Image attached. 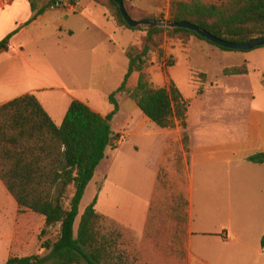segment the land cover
<instances>
[{
    "label": "crops",
    "instance_id": "crops-1",
    "mask_svg": "<svg viewBox=\"0 0 264 264\" xmlns=\"http://www.w3.org/2000/svg\"><path fill=\"white\" fill-rule=\"evenodd\" d=\"M127 1L134 12L163 16L166 21L172 11L173 0ZM60 3L53 4L30 23L34 13L29 0H0V43L16 32L9 41V49L0 52V90L7 93L24 90L6 100L0 99V106L25 94H34L57 127L62 126L74 100L85 103L103 117L112 111V105L111 110H98L85 95L93 96L98 91V82L110 83L115 76L117 89L122 85L129 67L125 49L144 35L132 30L122 31L114 24L108 10L91 0ZM96 7L105 10L102 22L95 19ZM105 23L112 24L114 32L107 33ZM120 37H130L131 41L127 45L120 41ZM176 43L198 47L213 55L220 64L213 72L215 81L210 83L211 73L206 69L190 70L189 84L198 86L192 97L181 92L189 103L186 128L176 120L174 129H160L145 116L140 118L133 135L162 138L158 162L134 197L119 198L118 202L131 204L127 217L107 212L104 197L110 174L102 189L97 191L96 209L120 225L142 234L154 203L168 202L164 196L158 199L161 180L167 182V175L176 176L183 186L186 200L185 239L179 248V257L168 258L161 253L156 258L159 264H264V164L250 161L252 156L264 153V108L257 105L256 100L250 104L234 100L230 103H234L236 109L229 122L223 123L224 119L211 111L215 100L205 101L203 98L208 86L211 90L229 91L227 82L230 79L250 82L252 74L257 73L264 81V48L229 52L196 37L187 42L167 38L164 55L160 58L153 53L149 62L158 58L159 64L165 59L175 63L168 55V49L174 48ZM34 50L50 60L54 69L50 67L48 77L39 69ZM234 60L238 63L233 64ZM244 64L248 70L246 74H225L226 70ZM151 67L148 70L150 75ZM93 73L97 76L92 77ZM168 79L163 86L156 85L153 77L152 82L157 87H168L172 81ZM138 81L139 73H133L128 88H134ZM199 88L203 90L201 94ZM124 95H119L118 100ZM221 103V106L228 104ZM121 111L120 107L113 120ZM145 130L152 131L145 134ZM121 176V172H113L115 186L116 182L120 183ZM98 180L95 174L88 188L96 185ZM114 193L117 194L116 189ZM22 211L25 210L19 208L0 180V264H7L12 257H24L15 255L22 250L26 238L25 223L23 219L18 220Z\"/></svg>",
    "mask_w": 264,
    "mask_h": 264
},
{
    "label": "trees",
    "instance_id": "trees-1",
    "mask_svg": "<svg viewBox=\"0 0 264 264\" xmlns=\"http://www.w3.org/2000/svg\"><path fill=\"white\" fill-rule=\"evenodd\" d=\"M29 1L34 13L31 23L53 4L65 0ZM91 1L105 7L122 31L132 30L144 35L125 49L128 71L122 85L107 98L113 109L106 117L74 100L62 126L57 127L34 94H25L0 106V180L21 210L45 219L40 241L49 230L59 227L56 240L42 241L44 255L12 257L7 264H128L127 252L121 250L119 243L123 226L97 211V196L80 213L81 202L106 159L108 149L117 147L112 142L119 134L113 135L111 122L120 111L118 96L127 95L160 129H174L176 120L186 128L188 101L173 81L168 87L153 84L148 73L149 56L155 53L162 57L167 38L187 42L196 37L223 51L238 52L213 44L187 29H133L124 20L115 1ZM123 1L128 15L135 21L165 20L163 16L134 12L129 2ZM68 2L76 4V0ZM167 21L189 22L217 38L245 43L264 38V0H228L219 4H208L204 0H173ZM15 34L0 43V52L9 49V41ZM168 63V67L174 65L171 60ZM136 72L139 73L138 84L130 89L127 86L129 78ZM247 72L244 64L226 70L225 74ZM202 91L199 88L200 94ZM250 161L264 164V153L252 156ZM66 201L69 202L67 206ZM107 224L109 227L106 228Z\"/></svg>",
    "mask_w": 264,
    "mask_h": 264
},
{
    "label": "rangeland",
    "instance_id": "rangeland-1",
    "mask_svg": "<svg viewBox=\"0 0 264 264\" xmlns=\"http://www.w3.org/2000/svg\"><path fill=\"white\" fill-rule=\"evenodd\" d=\"M227 1L228 0H204V2L208 4H219ZM96 8L95 19L100 22H102V20L104 21L103 14H106L105 10L101 7ZM105 26L107 33L114 32L112 24L105 23ZM117 36L119 38V35ZM120 41L128 45L131 38H121ZM174 46V48L168 49V55L172 56L175 60L173 66H169L167 69H162L163 67L166 68L165 64L169 62V59H165L161 64H159L158 58L155 62H149L152 66L150 69L151 75L149 74L151 81L153 77L155 80L154 83H157L156 85L163 86L169 78L168 80L175 82L180 92L188 97H192L196 93V86H198L197 84L196 86L189 84L190 70L203 68L210 71V83H214L216 75L213 72L218 70L220 64L213 55L210 56L207 51L198 47H184L180 43H176ZM34 52L36 56L35 61L39 64V69L48 77L49 74H51L50 71L52 68L50 60L45 58L37 50H34ZM232 63L234 64L238 62L235 61ZM95 76L97 75L93 73L92 77ZM259 76L260 75L257 73L252 74V80L250 82L230 79V81L227 82L229 91L218 89L211 90L208 86L203 98L205 101L209 99H211V101L215 100L211 111H214L215 115L218 113V116L224 119L222 122L227 123L230 120L232 111L236 109L234 103H230L234 100H242L248 104L251 102L253 103L254 100H256V104L264 108V84L261 83L263 78ZM194 78L197 77L195 76ZM115 79L116 76L112 82L106 84L98 82V91L95 92L93 96L88 97L85 95L89 98L90 103L96 106L98 110L105 112L112 109V106L108 103L106 97L117 89L118 84H116ZM1 91L3 90H0V93L2 94V98L0 99L6 100L24 90L22 89L19 92L10 91L8 93ZM78 93H80V95L85 94L83 92ZM221 102H228V104L224 103L225 106H221L223 104ZM119 105L122 108V111L116 119L111 122V127L114 136L120 131L124 132L121 134L123 139L121 140V143H118L116 149H108V156L102 162L96 173L97 179L99 178L98 183L96 185L93 184L88 188L81 202V214L96 197L98 194L97 191L102 189L103 182L106 181L108 177L107 175L110 174L111 177H109V183L106 187L107 193L104 197V204L107 206V212L127 217L129 214L128 208L131 204L129 206L127 201L118 202L119 198L127 199L130 198V196L134 197L135 191L140 188L147 178H149L153 167H155L158 162L162 147V138H142L133 135L136 126L140 122V118L144 117V115L128 96L124 95L123 97H119ZM199 106L200 105H198V108L200 109L201 106ZM151 131L152 130H145L144 133L149 134ZM114 171L121 172L122 174L120 183L116 182L117 186L114 185ZM164 171L166 173V170ZM167 179H169L167 182L161 180L162 185L158 189V199H160V196H164L168 202L154 203L144 233L137 234L125 226L121 228L122 238L119 243L121 250H126L127 252L125 258L127 259L128 264H149L150 260H152V264H159V260L156 258L161 253L168 258L179 257L181 254L179 248L182 246L185 239L186 200L183 194V186L178 182L177 177H168L167 175ZM114 186L117 190L116 195L114 193ZM130 190L132 193H130ZM65 204L67 206L69 202L66 201ZM138 208L139 207H137V209ZM98 212L101 213L100 211ZM20 219H23V222L25 223L26 238L22 250L15 255H44L45 251L41 249L42 241L47 238L56 240L59 234V227L49 230L47 236L40 241L39 236L45 226L44 218L30 211H22L19 212L18 215V220ZM78 223L79 219L76 226H78ZM107 227H109L108 224L106 225V228ZM145 246L148 247L147 250L144 249ZM152 247L153 250H149L152 249Z\"/></svg>",
    "mask_w": 264,
    "mask_h": 264
},
{
    "label": "water",
    "instance_id": "water-1",
    "mask_svg": "<svg viewBox=\"0 0 264 264\" xmlns=\"http://www.w3.org/2000/svg\"><path fill=\"white\" fill-rule=\"evenodd\" d=\"M113 1H115L119 5L121 15L123 16L126 23L129 25V27L136 29V30H151L155 28L170 29V30L187 29V30L197 33L202 38L220 47L230 49V50H235V51H241V52L255 50L257 48L264 46V38L254 39V40H251L245 43L229 42V41H225L223 39L217 38L216 36L212 35L210 32L206 31L205 29L195 24L189 23V22H169L166 20L135 21L128 15L123 0H113Z\"/></svg>",
    "mask_w": 264,
    "mask_h": 264
},
{
    "label": "built area",
    "instance_id": "built-area-1",
    "mask_svg": "<svg viewBox=\"0 0 264 264\" xmlns=\"http://www.w3.org/2000/svg\"><path fill=\"white\" fill-rule=\"evenodd\" d=\"M169 63H166L165 66L168 67ZM123 139V136L119 134L115 140H113L112 145L117 146L118 143H121V140Z\"/></svg>",
    "mask_w": 264,
    "mask_h": 264
}]
</instances>
